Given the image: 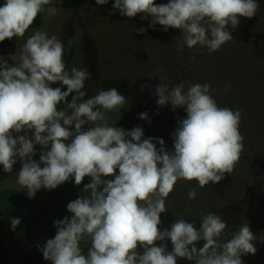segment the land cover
I'll return each instance as SVG.
<instances>
[{
    "label": "clouds",
    "instance_id": "9594fccd",
    "mask_svg": "<svg viewBox=\"0 0 264 264\" xmlns=\"http://www.w3.org/2000/svg\"><path fill=\"white\" fill-rule=\"evenodd\" d=\"M107 3L95 0L97 6ZM52 4L53 0H5L0 6V42L23 38L40 13L46 12V19L55 17L57 8ZM258 10L256 0H168L166 4L114 0L109 15L117 11L127 18L139 15L141 20L150 19L149 28L179 29L189 49L198 45L211 54L233 39L229 27L235 30L240 17L252 18ZM136 31L143 34L145 28ZM65 51L56 36L36 31L19 55L0 56L3 172L11 173L19 160L17 184L29 198L41 188L51 191L70 179L76 186L85 177L91 181L83 185L89 195L66 205L71 216L53 221L54 238L43 247L36 245L43 259L51 264H177V258L193 264H243V255H255L256 235L249 224H240L225 239L228 227L221 214L202 215L198 230L184 218L175 219L163 231L158 227L178 181H195L203 189L233 172L244 149L241 110L218 107L206 82H181L171 88L158 83L157 106L170 104L173 111L181 108L186 113L172 133L169 151L162 138H144L142 127L126 131L110 126L107 113L119 112L126 97L110 88L83 100L90 73L84 67L67 71ZM61 103L65 107L58 110ZM138 118L150 123L147 113ZM36 145L41 147L38 161L33 159ZM196 196V190L190 189L188 200ZM20 223V218H11L10 229ZM85 240L90 245L86 254L81 248ZM200 241L204 243L198 248Z\"/></svg>",
    "mask_w": 264,
    "mask_h": 264
},
{
    "label": "rangeland",
    "instance_id": "374dc122",
    "mask_svg": "<svg viewBox=\"0 0 264 264\" xmlns=\"http://www.w3.org/2000/svg\"><path fill=\"white\" fill-rule=\"evenodd\" d=\"M4 2L0 0V6ZM113 2L108 0L107 4L97 6L95 0H62L61 3L53 0L51 6L57 8L56 16L46 19V12L40 13L23 38L14 37L0 43V56L19 55L25 40L36 31L56 36L66 49L63 56L66 70L84 67L90 73L83 100L92 98L100 90L116 88L127 100L119 112L107 113L108 124L126 131L142 127L144 138H162L169 151L172 133L186 113L181 108L173 111L170 104L158 107L154 86L167 83L171 88L181 82L208 83L214 90L211 95L218 107L241 110L239 131L244 136V149L233 172L225 174L217 184L210 183L201 189L195 181H178L166 200L168 212L161 214L162 223L158 227L163 231L175 219L184 218L198 230L200 217L214 212L221 214L227 224V239L228 232L247 222L256 235L253 244L257 251L255 255H243L242 262L264 264V0H256L259 10L255 16L240 17L235 30L229 27L233 39L211 54L198 45L189 49L179 29L164 32L160 25L149 28L150 19L141 20L139 15L127 18L118 11L109 15ZM167 2L155 0L156 4ZM141 27L145 28L143 34L136 31ZM8 63L13 62L8 60ZM50 86L66 90L60 84ZM142 86L145 87L142 89ZM67 99L70 102L71 95ZM64 107L61 103L58 110ZM140 113H147L150 123L139 119ZM13 135L15 138L16 134ZM70 142L71 138L65 141ZM40 151L41 147L36 145L33 159L39 160ZM20 167L17 160L13 171L4 173L0 165V264H51L43 259L36 245L43 247L47 239L54 238L53 221L71 216L66 205L89 195L83 191V185L91 181L85 177L76 186L70 179L51 191L41 188L29 198L27 190L17 184L16 173ZM193 188L197 196L188 200L187 194ZM11 218L28 222V241L14 240L18 226L10 229ZM160 243L156 242L157 246ZM165 243L171 251L170 241ZM203 243L200 241L196 246L202 247ZM88 247V241L81 242L85 254ZM137 252L142 253L143 249L138 247ZM177 264L193 262L177 258Z\"/></svg>",
    "mask_w": 264,
    "mask_h": 264
},
{
    "label": "trees",
    "instance_id": "16d2710c",
    "mask_svg": "<svg viewBox=\"0 0 264 264\" xmlns=\"http://www.w3.org/2000/svg\"><path fill=\"white\" fill-rule=\"evenodd\" d=\"M9 41L10 40L6 39L5 41L0 42V43H6V42H9ZM27 226H28V222L27 221H25V220L21 221L20 225L18 226L17 236L14 239L15 241H28L29 240L30 235H29V231H28Z\"/></svg>",
    "mask_w": 264,
    "mask_h": 264
}]
</instances>
